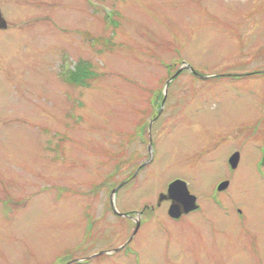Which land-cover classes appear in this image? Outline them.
<instances>
[{
	"label": "rangeland",
	"instance_id": "rangeland-1",
	"mask_svg": "<svg viewBox=\"0 0 264 264\" xmlns=\"http://www.w3.org/2000/svg\"><path fill=\"white\" fill-rule=\"evenodd\" d=\"M0 4V264H264V0Z\"/></svg>",
	"mask_w": 264,
	"mask_h": 264
},
{
	"label": "water",
	"instance_id": "water-1",
	"mask_svg": "<svg viewBox=\"0 0 264 264\" xmlns=\"http://www.w3.org/2000/svg\"><path fill=\"white\" fill-rule=\"evenodd\" d=\"M6 27H7L6 21L2 17V14L0 11V29L3 30V29H6ZM184 67L185 66L180 67L176 71V73L173 75V77L175 75H177L183 69L187 68V67H185V68ZM169 81L170 80H168L166 82V86L169 83ZM150 124L151 123H149V126H150ZM238 160H239V153L238 152L233 153L229 157V164H230L231 168L234 169L236 167ZM260 164L262 166H264V146L262 149V157L260 160ZM227 185H228V182L220 183L217 187V190L220 191V190L224 189ZM163 200H169L170 201V206L168 208L167 214L171 218H178L182 214H186L192 210L197 209V207H198L196 205L195 198L189 195L185 184L178 181V180H175L168 185L166 193H160L159 194L158 204H160L161 201H163ZM138 225H139V223L137 222L136 227H135V231L138 228Z\"/></svg>",
	"mask_w": 264,
	"mask_h": 264
},
{
	"label": "trees",
	"instance_id": "trees-1",
	"mask_svg": "<svg viewBox=\"0 0 264 264\" xmlns=\"http://www.w3.org/2000/svg\"><path fill=\"white\" fill-rule=\"evenodd\" d=\"M80 65L78 64L76 67H75V70L71 73H69V78L70 79H73L74 81H78L79 82V79L82 81L86 76L87 78H90L91 75H93L90 71H88L89 68H87V65L85 66L87 71L85 73V71H81ZM77 77V78H76ZM77 80H76V79ZM91 79V78H90Z\"/></svg>",
	"mask_w": 264,
	"mask_h": 264
},
{
	"label": "flooded vegetation",
	"instance_id": "flooded-vegetation-1",
	"mask_svg": "<svg viewBox=\"0 0 264 264\" xmlns=\"http://www.w3.org/2000/svg\"><path fill=\"white\" fill-rule=\"evenodd\" d=\"M5 2V1H4ZM0 11H4L3 10V7H2V4H0ZM4 14H3V12H2V17H5V16H3ZM7 27H8V25H7Z\"/></svg>",
	"mask_w": 264,
	"mask_h": 264
}]
</instances>
